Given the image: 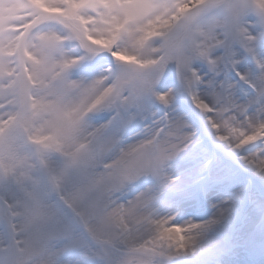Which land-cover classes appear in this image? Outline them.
<instances>
[{"label":"snow or ice","instance_id":"snow-or-ice-1","mask_svg":"<svg viewBox=\"0 0 264 264\" xmlns=\"http://www.w3.org/2000/svg\"><path fill=\"white\" fill-rule=\"evenodd\" d=\"M0 264H264V0H0Z\"/></svg>","mask_w":264,"mask_h":264}]
</instances>
